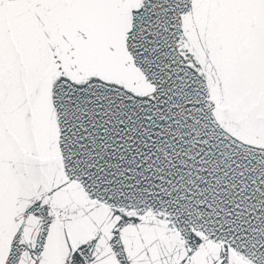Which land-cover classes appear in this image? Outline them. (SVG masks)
<instances>
[{
	"label": "snow or ice",
	"instance_id": "6c2138e0",
	"mask_svg": "<svg viewBox=\"0 0 264 264\" xmlns=\"http://www.w3.org/2000/svg\"><path fill=\"white\" fill-rule=\"evenodd\" d=\"M0 264H264V0H0Z\"/></svg>",
	"mask_w": 264,
	"mask_h": 264
}]
</instances>
